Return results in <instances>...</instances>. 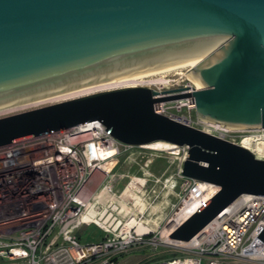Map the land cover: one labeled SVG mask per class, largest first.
<instances>
[{"label": "water", "instance_id": "water-1", "mask_svg": "<svg viewBox=\"0 0 264 264\" xmlns=\"http://www.w3.org/2000/svg\"><path fill=\"white\" fill-rule=\"evenodd\" d=\"M185 70L191 93L127 86L2 116L0 146L93 120L127 145H186L182 174L217 187L171 229L187 242L239 196H264V159L153 104L191 96L200 121L264 129V0H0V110Z\"/></svg>", "mask_w": 264, "mask_h": 264}, {"label": "built area", "instance_id": "built-area-1", "mask_svg": "<svg viewBox=\"0 0 264 264\" xmlns=\"http://www.w3.org/2000/svg\"><path fill=\"white\" fill-rule=\"evenodd\" d=\"M172 74L153 82L155 97L199 89L186 76L182 78L183 72ZM153 109L242 147L260 142L259 159H264V129L228 130L200 121L191 96L157 101ZM131 147L98 120L0 146V264H120L117 254L146 241L145 230L140 232L137 226L150 220L141 218L155 206L143 197L144 186L149 179H160L150 172L140 177L117 171L120 155ZM141 147L154 151L148 162L162 153L172 158L174 170L162 181L167 192L174 190L177 181L190 192L202 183L182 174L186 145ZM209 186L214 188L212 196L217 187ZM89 226L95 231L87 232ZM263 227L264 196L244 194L191 240H170L169 245L181 253L149 264H264V242L258 237Z\"/></svg>", "mask_w": 264, "mask_h": 264}, {"label": "rangeland", "instance_id": "rangeland-1", "mask_svg": "<svg viewBox=\"0 0 264 264\" xmlns=\"http://www.w3.org/2000/svg\"><path fill=\"white\" fill-rule=\"evenodd\" d=\"M174 72V71H173ZM173 72L166 73L168 76H172ZM187 70L183 71V74L186 73ZM158 77H148L145 78L147 87L153 88L156 86V81H163L162 76ZM184 78L185 75H182ZM176 77V76H173ZM143 81V80H142ZM145 82V81H144ZM180 82V80L178 81ZM86 90H88L86 88ZM86 90H76L72 93H68L66 96H60L58 98H51L46 101L36 102L33 105L24 106L20 111L19 109H11L4 114L0 115H9L17 112H21L23 110L31 109L38 106H43L51 103H56L59 101H63L66 99L78 97L81 95L89 94ZM102 91V90H100ZM92 92H97L92 91ZM91 93V92H90ZM62 98V99H61ZM31 106V107H29ZM27 107V108H26ZM29 107V108H28ZM17 109V110H16ZM154 151L148 148L132 146L128 148L125 152L120 155L119 163L116 167L118 172L128 171L130 174L135 176L143 177V173L150 172L156 177L160 179L159 182H155L153 179H149L144 186V198L149 202V204L153 207L155 206L151 212L147 215V212L141 218L142 220L150 219L149 222L146 221L145 224V236L144 242H138L128 247L126 250L120 252L116 255V260L120 264H149L154 261H158L164 257L158 258L159 256H170L172 254H179L181 250L169 245V242H166L163 238L164 229H168L175 222L176 213L179 208L183 206V200L187 199L190 196L194 195L193 192L189 191V187L185 186L183 182L177 181L176 187L173 191L167 192L166 188L163 187L162 181L164 177L173 172L174 164L170 163L172 159L169 155L162 153L160 157H154V160L148 162L150 158H153ZM147 164V165H146ZM129 181V179H123L121 184L124 185ZM167 192V193H166ZM202 196V193H199L196 197V201L200 200L199 198ZM129 206V205H128ZM148 222V223H147ZM155 223V224H153ZM153 226V227H152ZM157 226V227H156ZM156 228V229H153ZM86 231H95L92 226L86 228ZM146 238H149L146 239ZM158 258V259H157ZM20 264L21 262H17ZM84 264H97V262H87Z\"/></svg>", "mask_w": 264, "mask_h": 264}, {"label": "bare ground", "instance_id": "bare-ground-1", "mask_svg": "<svg viewBox=\"0 0 264 264\" xmlns=\"http://www.w3.org/2000/svg\"><path fill=\"white\" fill-rule=\"evenodd\" d=\"M174 72H177V71H174ZM145 78H147V81H148V77L132 78V79L119 80V81H114V82H109V83H104V84H99V85H93V86H90V87H86L88 90H86V88H82V89H78V90H84V91L86 90V92L89 91L88 93L90 94V92L94 93L92 91H95V90L97 92H99L100 90H102V91L111 90V89L122 88V87H127V86H140V85L146 86L145 84L148 83V82H146ZM72 92L73 91H71V93ZM68 93H70V92L59 94V95L48 97V98H44V99H40V100L29 102V103H26V104H22V105L10 107V108L2 109V110H0V115L4 114V112H6L8 110L15 109L17 107L20 108V109L17 108V109H19L18 111H20L22 109H25V108H23L24 106L33 105L36 102H41L42 103V101H46V100L51 99V98H58L60 96H66ZM29 107H31V106H29ZM149 147H152V148H167L168 144L165 143V142H155V143L149 144ZM244 147H246L247 149L252 151L256 155V157H258V158L261 157L262 152H263V148H262V144L260 142H257L253 147H250L249 145H244ZM213 190H214V188L210 187L209 184L199 183L197 185L196 189L192 193L194 195L189 196V199H187L185 201L183 206L180 207L178 212L176 213V218H175L174 224L172 226H170L168 229H164L163 238H164V240L166 242H169V243L171 242L170 239H168L166 237L167 232L172 227H174V226L180 224L182 221H184L197 208H199L204 202H206L210 198V196H211L210 193H211V191L213 192ZM199 193H202V196L199 198L200 200L196 201V199L194 197H196ZM153 224H155V223H153ZM145 229L146 228H145V226L143 224H140V225L137 226V230L140 231V232L144 231ZM153 229H156V228H153Z\"/></svg>", "mask_w": 264, "mask_h": 264}, {"label": "trees", "instance_id": "trees-1", "mask_svg": "<svg viewBox=\"0 0 264 264\" xmlns=\"http://www.w3.org/2000/svg\"><path fill=\"white\" fill-rule=\"evenodd\" d=\"M173 255H175V254H172L171 256H173ZM161 257H167V256L166 255H163V256H159L158 258H161Z\"/></svg>", "mask_w": 264, "mask_h": 264}]
</instances>
